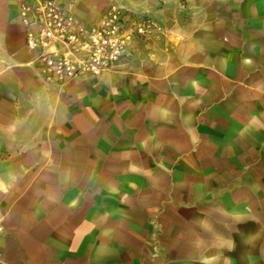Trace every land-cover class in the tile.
Returning <instances> with one entry per match:
<instances>
[{
  "label": "crops",
  "instance_id": "1",
  "mask_svg": "<svg viewBox=\"0 0 264 264\" xmlns=\"http://www.w3.org/2000/svg\"><path fill=\"white\" fill-rule=\"evenodd\" d=\"M19 3L0 0V264H264V0H75L86 24L118 5L164 30L64 85ZM171 182L190 199L156 224Z\"/></svg>",
  "mask_w": 264,
  "mask_h": 264
},
{
  "label": "built area",
  "instance_id": "2",
  "mask_svg": "<svg viewBox=\"0 0 264 264\" xmlns=\"http://www.w3.org/2000/svg\"><path fill=\"white\" fill-rule=\"evenodd\" d=\"M75 0H20L26 46L36 52L39 75L64 85L112 71L135 39L163 32L152 16H138L111 5L98 23L86 24L71 11Z\"/></svg>",
  "mask_w": 264,
  "mask_h": 264
},
{
  "label": "rangeland",
  "instance_id": "3",
  "mask_svg": "<svg viewBox=\"0 0 264 264\" xmlns=\"http://www.w3.org/2000/svg\"><path fill=\"white\" fill-rule=\"evenodd\" d=\"M193 186H195V190H193L192 195L193 197H196L201 192V183H193ZM166 189L168 190L170 197L168 201L163 200L162 203H160V213H156L153 217V220L156 224H160V222H165L168 220V216L170 217V214L167 213V206L175 207L179 209L180 206L185 204V201H188L190 198H187V194L181 190L176 188V185L174 183H168ZM194 200V199H193ZM159 233H162L161 231H158Z\"/></svg>",
  "mask_w": 264,
  "mask_h": 264
}]
</instances>
